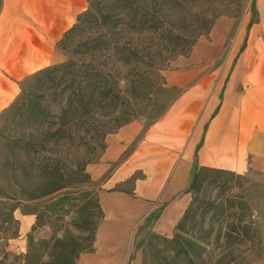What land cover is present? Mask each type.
I'll use <instances>...</instances> for the list:
<instances>
[{"label":"crops","instance_id":"1","mask_svg":"<svg viewBox=\"0 0 264 264\" xmlns=\"http://www.w3.org/2000/svg\"><path fill=\"white\" fill-rule=\"evenodd\" d=\"M263 3L259 0L261 10ZM87 7V0H0V108L20 92L19 84L27 76L65 60L57 43ZM261 23L249 28L246 37L241 30L231 47L236 53L245 44L237 65V70L243 69L240 76L228 69L217 81L213 71L203 74L191 68L197 61L195 50L183 58L188 68L182 71L183 91L177 104L151 124L133 120L107 136L101 161L89 168L100 179L117 164L105 181L108 191L101 194L105 222L97 229L94 251L82 254L77 264H139L130 258L132 224H143L158 211L152 231L171 236L191 201L185 192L196 167L264 179ZM131 145V154L121 163ZM139 170L144 176L135 179L132 194L109 191ZM14 216L22 238L31 231L36 216L19 209Z\"/></svg>","mask_w":264,"mask_h":264},{"label":"trees","instance_id":"2","mask_svg":"<svg viewBox=\"0 0 264 264\" xmlns=\"http://www.w3.org/2000/svg\"><path fill=\"white\" fill-rule=\"evenodd\" d=\"M197 1L87 0V9L78 15L75 24L57 43L61 51L69 53V58L44 67L20 82L19 94L0 113V223L16 224L10 238L19 236V220L14 216L17 209L23 214H35V223L40 224L33 202L71 185L66 172L57 170V157H53L50 163L45 161L42 150L47 143L57 144V140L68 137V126L75 118L89 119L101 112H105L104 115L107 112L116 114L114 118L117 115L118 118L122 117L125 110L122 109L124 103L120 83L124 80L128 82L130 77L121 74L115 68L116 63L130 65L143 61L145 57H152L151 46L154 43H160L159 52L165 50L172 57L189 55L200 36H206L213 24L199 14L188 17L184 14L189 4ZM187 22L192 25L200 22L198 30L205 28L206 31L205 34L198 32L194 35L186 45L188 49H185V37L175 34L171 27ZM134 38L146 44L140 49L132 47ZM108 63L112 64L110 68ZM130 82V93L136 95L140 86L134 79ZM50 94L56 96V113L51 111L48 102ZM131 121V118H127L118 127ZM225 175L239 174L205 166L196 167L187 190L193 197L174 228V236L168 238L158 233L151 234L152 238L169 243L174 258H181L186 264H204V255L212 241L219 244L224 238L229 246L253 241L255 234L248 223L243 220L224 223L230 216L236 214L242 217V212L251 211L244 196H239L237 201L228 200V204L209 199L204 207L201 205L198 193L202 186L213 188L221 183ZM69 196L70 193L63 194L54 205L65 202ZM234 208L236 211H233ZM206 218L210 225L205 230L203 224ZM190 221L194 222L195 228L204 232V237L188 234ZM216 222H219V227L212 238ZM66 237L42 239L39 245L46 251H53L47 257L56 256L64 264H76L80 254L92 253L95 249L96 228L87 237L89 243L80 249L65 245L70 240ZM29 242L24 264H46L43 263V255H39L34 248L38 243L32 236H29ZM163 260L158 264H162Z\"/></svg>","mask_w":264,"mask_h":264},{"label":"rangeland","instance_id":"3","mask_svg":"<svg viewBox=\"0 0 264 264\" xmlns=\"http://www.w3.org/2000/svg\"><path fill=\"white\" fill-rule=\"evenodd\" d=\"M262 7L264 9V3ZM184 12L187 17L190 14H199L200 17H205L213 22L208 34L200 36L191 50V55L195 50L197 52V61L191 63V68H195L203 74L207 70L213 71L217 81L225 77L229 70L233 75L238 73L240 76L243 69L238 68L237 70V65L243 54L240 49L245 48V44L241 45L236 53L231 51V47L241 30L246 37L249 28L257 27L258 24L264 22V10H261L259 0H198L189 4ZM199 24L201 23L197 22L195 26L187 22L173 25L171 29L175 31V34L185 37L183 38L184 47L198 32L205 34V28H202L201 31L198 30ZM133 41L131 46L139 49L143 47V44H146L139 43L136 38ZM158 44L154 43L151 46L153 55L150 58L145 57L143 61L133 62L130 65L120 63L115 65L121 74L130 77L128 82L124 80L120 83L124 103L122 109L125 110L122 117L118 118L117 115L114 118L116 114L112 115L107 112L104 115L105 112H101L93 114L89 119L78 120L75 118L68 126V137L57 140V144L47 143L46 148L42 150L45 161L50 163L53 157H57V170L66 172L71 185L56 194L33 202L36 205L40 224L35 223L34 228H31L26 236L21 238L19 234L15 238L16 240H13L9 235L15 231L16 224L0 223V264H24L25 256L29 251V236H32L35 243H38L34 248L39 255H43V263L64 264L63 260L56 256L47 257L46 255L50 251L40 247L39 242L42 239L57 238L58 240L68 236L66 238H70V240L65 245L70 248L77 246L76 248L80 249L89 243L90 240L87 237L90 231L96 228L97 232V229L105 222L101 194L108 191L105 188V181L117 164L113 165V168L100 179L95 177L89 168L101 161L107 136L114 133L119 128V124L127 118H131L132 121L140 120L146 125L153 123L177 104L182 95L183 88L180 82L183 69L188 68V64L183 63V58L186 55L172 57L165 50L159 52L158 49L161 45ZM202 46H204L202 49L207 52L200 51ZM185 49H188L187 46ZM64 55L65 60L69 58V53H64ZM230 59H233L232 67L227 68ZM111 66L112 64L108 63V68ZM132 79L137 81V85L140 86V91L136 95L130 93L129 90ZM15 97L0 108V113L11 104ZM48 102L51 105V111L56 113L58 111L56 96L50 94ZM132 150L133 145L123 154L121 163L126 162ZM79 168H83V170L81 171ZM194 171L195 169L193 174ZM143 176V172L139 170L123 185L109 191L121 189L125 192H132L135 179ZM187 190L185 193L192 198L193 195ZM66 193H70L68 199L55 206L54 203L58 202ZM198 196L201 199L202 207L209 199L228 204V200L236 199L237 201L239 196H244L251 211L242 212V217L236 214L230 216L224 220V223L243 220L244 223L250 225V229L255 234L252 242L245 241L239 245L229 246L225 244L224 238H221L219 244L212 241L204 255V264H264V179L251 180L244 175H225L222 177L221 183L213 188L203 185ZM233 211H236V208ZM156 213L143 224L137 222L132 224L135 235L133 251L130 256L131 261H138L139 264H144V261L146 264H158L164 259L162 264H186L183 259L173 257L174 252L168 242L151 237L152 233H156L152 231V222L157 219ZM208 220L206 218L203 224L205 230L210 225ZM214 227L212 238L219 227V222H216ZM187 229L188 234L194 237H204V232L199 231L198 227L195 228L194 222L190 221ZM223 231L225 230L223 229ZM174 232L175 229L171 236L167 237H173ZM158 259L159 261H157ZM77 261L78 259L76 264Z\"/></svg>","mask_w":264,"mask_h":264},{"label":"bare ground","instance_id":"4","mask_svg":"<svg viewBox=\"0 0 264 264\" xmlns=\"http://www.w3.org/2000/svg\"><path fill=\"white\" fill-rule=\"evenodd\" d=\"M110 198V197H109ZM111 200V199H110ZM115 200H116V198H115ZM118 200H120V199H118ZM105 201V200H104ZM112 202H113V199H112ZM121 203V202H120ZM115 204V203H114ZM106 207V206H105ZM109 207V206H108Z\"/></svg>","mask_w":264,"mask_h":264}]
</instances>
